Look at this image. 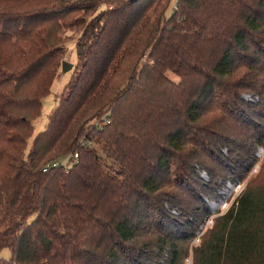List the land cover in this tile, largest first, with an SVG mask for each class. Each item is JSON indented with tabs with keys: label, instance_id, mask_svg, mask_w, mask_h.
<instances>
[{
	"label": "trees",
	"instance_id": "trees-1",
	"mask_svg": "<svg viewBox=\"0 0 264 264\" xmlns=\"http://www.w3.org/2000/svg\"><path fill=\"white\" fill-rule=\"evenodd\" d=\"M72 39L76 77L27 152ZM258 145L264 0H0V264H185L198 237L191 264H264V175L207 237L191 180L244 178Z\"/></svg>",
	"mask_w": 264,
	"mask_h": 264
},
{
	"label": "rangeland",
	"instance_id": "rangeland-1",
	"mask_svg": "<svg viewBox=\"0 0 264 264\" xmlns=\"http://www.w3.org/2000/svg\"><path fill=\"white\" fill-rule=\"evenodd\" d=\"M173 1L175 2L176 0ZM64 60H67L68 62H71L74 65L77 64L78 55H77L75 39H72L68 43V51L66 52ZM75 77L76 76H75L74 68L68 71H63L62 68L59 70L58 77L55 79L51 87V92L47 94L43 99L42 111L40 115L34 120V132L29 140L27 152L30 151L35 136L46 128L51 113L58 105L59 102L58 96L61 95L64 88L68 84L74 81ZM244 97L246 100L250 102H256L260 100V98H258V96L255 94L244 93ZM262 146L264 145L257 146L255 151V157H257V161L255 162L254 167H252V169L248 172V174L242 179L239 176L235 178H228L226 180L220 178V180H218L217 182V185H214L213 189L209 190L207 187L205 186L203 187L201 182L197 181L198 180L197 176H193V179L191 180L192 182H194V184H196L199 187L200 190L199 193H201L200 195L199 193L197 195L198 198L202 201V205H201L202 209L205 207V205L207 206L206 209H208L205 215L204 223L200 224L199 222V224L197 225L198 228L196 227L197 230L195 229L194 231L196 234H200V235L203 234L204 237H207L208 232L206 234L204 233L208 228L212 227L214 223V219L216 217L221 216L225 211H227L228 208L232 206L238 195H240L248 186H250L255 176L257 177V175L259 176L261 173L264 175V147ZM223 152L227 154L228 153L227 148L223 147ZM197 166H198L197 172L200 174L201 178L204 179V181L208 182L210 180L209 179L210 175L208 174L206 167L198 164ZM210 166L219 167V165H217L215 161H211ZM180 192L181 191L179 190V197H181L182 199H185L184 198L185 196H189V200L192 199L191 202L192 206L188 205L187 211L190 208L195 207L197 205V202H193V197L191 195H189L188 193L182 194ZM172 212L174 214L179 213V211L176 208L173 209ZM192 212L193 211L191 210L188 211L189 214H191ZM196 214L194 213L193 215H190V217L194 218ZM200 243L201 242L199 241V237L193 239L192 242L191 241L189 242L190 255L189 257L186 256L185 264H191L192 262L191 257L194 251V247H196ZM1 255L6 259H11L13 256V252L10 248H4L1 252Z\"/></svg>",
	"mask_w": 264,
	"mask_h": 264
},
{
	"label": "built area",
	"instance_id": "built-area-1",
	"mask_svg": "<svg viewBox=\"0 0 264 264\" xmlns=\"http://www.w3.org/2000/svg\"><path fill=\"white\" fill-rule=\"evenodd\" d=\"M176 3H177V0H176ZM78 158H79L78 154H74V157L72 154H67L58 160L47 163L46 166L44 167V171H49L51 168H58L61 166L65 169H68L74 163L78 162ZM256 161H257V157H256Z\"/></svg>",
	"mask_w": 264,
	"mask_h": 264
},
{
	"label": "water",
	"instance_id": "water-1",
	"mask_svg": "<svg viewBox=\"0 0 264 264\" xmlns=\"http://www.w3.org/2000/svg\"><path fill=\"white\" fill-rule=\"evenodd\" d=\"M74 67V64L71 62H68L67 60H63L62 62V69L63 71H68Z\"/></svg>",
	"mask_w": 264,
	"mask_h": 264
}]
</instances>
